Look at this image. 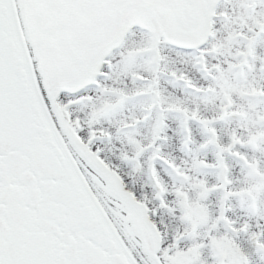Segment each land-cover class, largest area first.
Masks as SVG:
<instances>
[{"label": "snow or ice", "instance_id": "snow-or-ice-1", "mask_svg": "<svg viewBox=\"0 0 264 264\" xmlns=\"http://www.w3.org/2000/svg\"><path fill=\"white\" fill-rule=\"evenodd\" d=\"M0 264H264V0H0Z\"/></svg>", "mask_w": 264, "mask_h": 264}]
</instances>
